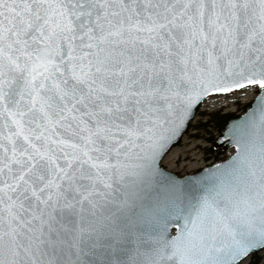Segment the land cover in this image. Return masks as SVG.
I'll return each mask as SVG.
<instances>
[{"label":"snow or ice","instance_id":"6c2138e0","mask_svg":"<svg viewBox=\"0 0 264 264\" xmlns=\"http://www.w3.org/2000/svg\"><path fill=\"white\" fill-rule=\"evenodd\" d=\"M249 89L259 111L230 163L164 177L195 109ZM258 253L264 0H0V264H252Z\"/></svg>","mask_w":264,"mask_h":264},{"label":"rangeland","instance_id":"374dc122","mask_svg":"<svg viewBox=\"0 0 264 264\" xmlns=\"http://www.w3.org/2000/svg\"><path fill=\"white\" fill-rule=\"evenodd\" d=\"M255 89H249L246 92L235 93L231 96H228L227 100L235 103V100H243L239 104L224 107L220 110L222 114L233 113L236 110L237 117L240 114H243L246 110L245 104L248 103L247 97L250 99L257 95ZM211 100V99H210ZM216 102L222 103L221 98L212 99ZM210 102V101H208ZM228 105V104H227ZM219 106L218 104L215 107ZM207 107V109H205ZM209 107V108H208ZM205 109V110H204ZM220 109V108H219ZM210 107L206 104L197 114L195 120L191 124L188 132L183 137L182 141L174 147L170 153L166 156L163 165L170 171L177 173L181 176L192 174L202 169L203 167L211 164L214 161V154L209 150L212 148L213 141H209L208 138L216 140L221 136L222 132L217 129H199L200 124H204L208 120V116L217 110ZM209 152H208V151ZM225 158L232 153L230 147L224 149ZM170 155V156H169ZM168 158V159H167ZM252 264H264V253H258L256 256L250 257Z\"/></svg>","mask_w":264,"mask_h":264},{"label":"water","instance_id":"95a60500","mask_svg":"<svg viewBox=\"0 0 264 264\" xmlns=\"http://www.w3.org/2000/svg\"><path fill=\"white\" fill-rule=\"evenodd\" d=\"M258 96V94H257ZM257 96L255 97V99L250 103V107L246 110V112L236 118H233L231 120L228 121V123L224 126L222 135L218 138V141L216 143V147L217 148H221V149H225L227 147H232L234 152L232 154V156H230L227 160L224 161H218L215 162L213 164L207 165L205 167H203L202 169H200L199 171L192 173V174H187L184 176H181L177 173H174L170 170H168L164 165V160L166 158V156L170 153V151L176 147L183 139V137L185 136V134L188 132L190 125L192 124L193 120L195 119L197 112L201 106V104L195 109V114L191 117L190 121L186 124L185 126V130L179 135L178 140L175 144H173L171 146V148L168 150L167 154L164 156L163 160L161 161V164L163 166V172H164V177H170L171 179L177 180V181H188L191 180L194 177L197 176H206L208 173H210L211 171H213L214 166L217 165H226L228 163H230L232 157H234V155L236 154V139L238 136V129L247 124L249 122V119L251 117V114L253 113V111H256L258 113L259 111V105L256 103V99ZM164 177H162L161 179H163ZM130 222L132 225V230L133 232H135L136 226H137V221L134 218L130 217ZM175 225H173L169 231L174 235L175 234ZM134 239L130 242L129 247H132L134 245Z\"/></svg>","mask_w":264,"mask_h":264},{"label":"trees","instance_id":"16d2710c","mask_svg":"<svg viewBox=\"0 0 264 264\" xmlns=\"http://www.w3.org/2000/svg\"><path fill=\"white\" fill-rule=\"evenodd\" d=\"M249 107V105H247ZM208 120L204 124H200L199 129H217L218 131L222 132L224 129V126L228 123V121L235 117L232 113H225L222 114L220 111L214 112L208 116ZM209 141H213L212 148L210 152L214 154V158L217 160L219 159L220 155L224 153L222 149L216 148V141L212 140L211 138H208Z\"/></svg>","mask_w":264,"mask_h":264},{"label":"bare ground","instance_id":"6f19581e","mask_svg":"<svg viewBox=\"0 0 264 264\" xmlns=\"http://www.w3.org/2000/svg\"><path fill=\"white\" fill-rule=\"evenodd\" d=\"M170 156V155H169ZM168 159V158H167Z\"/></svg>","mask_w":264,"mask_h":264}]
</instances>
